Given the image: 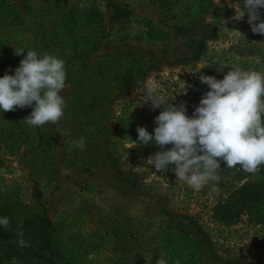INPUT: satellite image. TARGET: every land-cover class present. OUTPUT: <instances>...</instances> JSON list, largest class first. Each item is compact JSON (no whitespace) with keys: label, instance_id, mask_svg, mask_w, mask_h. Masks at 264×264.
<instances>
[{"label":"rangeland","instance_id":"374dc122","mask_svg":"<svg viewBox=\"0 0 264 264\" xmlns=\"http://www.w3.org/2000/svg\"><path fill=\"white\" fill-rule=\"evenodd\" d=\"M112 4L120 7L118 16L113 15ZM244 10L243 0H1L0 51L20 45L24 56L35 50L63 60L70 41L46 51L33 34L37 26L63 19L72 28V39L88 49L84 59L104 64L116 85L105 89L99 109L79 105L72 109L77 89L65 83L60 94L67 107L55 124L29 126L24 118L32 107L0 110V193L12 192L30 203L32 189L37 188L53 224L55 245L68 258L71 252L75 261L84 249L91 264H156L159 257L165 264H223V258L231 257H239L241 264H264V225L252 223L243 213L224 223L211 216L213 206L238 184L234 168L221 161L219 182L210 181L194 191L177 181L172 167L157 171L151 166L148 158L161 150L159 146L137 145L132 162L144 173L146 194L119 180L102 155L103 140L115 139L112 146L124 152L135 144L123 140L122 134L137 138L138 126L149 131L147 126L154 125L151 102L144 103L147 84L169 102L185 105L186 115L192 116L209 90L199 75L223 79L230 66L217 71L218 64L264 73V35L251 31L247 13L233 19L235 11ZM260 15L264 19V8ZM143 17L168 31L169 38L149 40L138 25ZM175 26L192 28L193 39L204 33L211 38L204 39L196 59L169 65L166 60L192 54L188 38L174 34ZM237 30L244 36H237ZM21 59H7L0 52V77L14 74ZM150 64L158 67L143 75ZM118 90L123 96L108 102ZM81 137L82 149L73 143ZM76 199L94 204L98 211L94 218L100 221L71 220L70 202ZM188 220L199 224L221 261L210 257ZM111 229L117 234L112 247V237L104 235Z\"/></svg>","mask_w":264,"mask_h":264},{"label":"clouds","instance_id":"9594fccd","mask_svg":"<svg viewBox=\"0 0 264 264\" xmlns=\"http://www.w3.org/2000/svg\"><path fill=\"white\" fill-rule=\"evenodd\" d=\"M243 7L244 11H235L233 19L240 20L247 13L251 31L264 35V19L260 15L264 0H243ZM240 35L244 36L237 30V36ZM22 52L23 49L15 50L17 55ZM64 64L57 55H38L35 50H27L14 74L0 77V110L32 107L31 114L24 118L29 126L57 123L67 107L60 94L67 75ZM218 65L217 71L229 66L230 70L223 79L199 75L209 90L192 116L186 115L185 105L169 102L157 94L154 85L147 84L144 103L150 101L152 109L163 107L154 118L153 133L144 126L137 127V145L154 143L161 149L148 158L151 166L157 171L172 167L177 181H183L194 191H200L210 181L219 182L217 171L221 161L228 168L240 165L248 173H255L264 165V73L235 65ZM73 143L82 149L84 139L81 137ZM166 145L171 148L165 150ZM9 224V218H0V226L7 228ZM17 235L20 247L30 246L22 232ZM156 264L165 261L159 257Z\"/></svg>","mask_w":264,"mask_h":264},{"label":"trees","instance_id":"16d2710c","mask_svg":"<svg viewBox=\"0 0 264 264\" xmlns=\"http://www.w3.org/2000/svg\"><path fill=\"white\" fill-rule=\"evenodd\" d=\"M112 7L113 15L118 16L121 10L120 7L114 4H112ZM138 25L144 28L142 33L149 40L165 41L169 38L168 31L159 28L148 18H141ZM71 29V27L69 28L68 25L63 23L62 19L57 24L50 26H37L33 30V34L40 49L46 51H53L54 48L70 41V49L68 54L63 56V61L65 62L64 67L67 74L65 83L68 82L70 86H74L77 89V94L72 99V109L76 105H79L81 109H85L86 107L88 109H93L94 107L99 109L101 101L106 95L105 89L114 88L112 83L115 84V82H113L112 77L107 76L106 69L103 67L104 64H101L100 61L84 59L88 49L83 48L81 44L72 39V35L69 33ZM192 32V28L175 26L174 34L188 38L187 46L192 51V54L188 57H177L169 61L166 60V63L169 65H179L192 61L199 56L204 39L211 38V36H206L204 33L196 40L191 37ZM94 45L96 44L94 43ZM16 49L24 50L20 45H14L0 52L7 59L24 57L25 52L17 55L15 54ZM157 65L150 64L144 67L142 70L143 75L147 74L151 69H156ZM121 96L123 95L118 90L110 96L108 102ZM162 107L152 109L156 116L159 115ZM147 127L149 128V133H153L156 125ZM121 136L124 137L123 140H131L135 145L129 148H124L122 145L124 148L123 152L112 146L114 141H116L115 139H105L102 142V155L119 180L130 188H137L148 194V184L145 182L144 173L132 162V153L137 148V138H133L128 132ZM152 144L154 147L158 146L154 143ZM234 169V179L238 184H235L231 188L230 192L220 203L213 206L211 216L224 223L232 222L237 215L243 213L247 220L252 223L264 225V165H261L255 173L243 171L240 165H237ZM31 196L33 202L23 203L12 192L0 193V218L7 217L10 220L7 228L0 226V264H91L93 260L88 257V250H79V255L75 261L73 256H71V252L70 258H68L55 245L53 224L46 216L39 200V190L33 187ZM69 214L72 217L71 220L73 217H81L82 223V219L84 218L88 221H100L99 217L94 218L98 214L96 206L85 199L71 201ZM181 217L184 216L181 215ZM188 223L192 225L201 242L206 244L210 257L214 260H220V256L214 250L210 239L199 224L193 220H188ZM18 232H22L23 239L30 246L20 247L18 245ZM104 235L112 237L110 247L116 244L117 234L115 230H105ZM222 263L241 264V261L239 257H231L223 258Z\"/></svg>","mask_w":264,"mask_h":264}]
</instances>
